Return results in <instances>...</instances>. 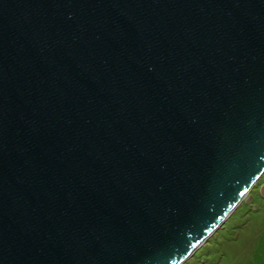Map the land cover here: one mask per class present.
<instances>
[{
	"label": "water",
	"instance_id": "water-1",
	"mask_svg": "<svg viewBox=\"0 0 264 264\" xmlns=\"http://www.w3.org/2000/svg\"><path fill=\"white\" fill-rule=\"evenodd\" d=\"M263 174L264 0H0V264H182Z\"/></svg>",
	"mask_w": 264,
	"mask_h": 264
},
{
	"label": "rangeland",
	"instance_id": "rangeland-1",
	"mask_svg": "<svg viewBox=\"0 0 264 264\" xmlns=\"http://www.w3.org/2000/svg\"><path fill=\"white\" fill-rule=\"evenodd\" d=\"M262 187L264 190V176L239 204L226 227L214 233L184 264H248L264 224ZM254 205L262 209L260 213L253 211Z\"/></svg>",
	"mask_w": 264,
	"mask_h": 264
},
{
	"label": "trees",
	"instance_id": "trees-1",
	"mask_svg": "<svg viewBox=\"0 0 264 264\" xmlns=\"http://www.w3.org/2000/svg\"><path fill=\"white\" fill-rule=\"evenodd\" d=\"M260 201H262V203H263L264 199L262 198V199H260ZM261 210L259 209V207L256 209L255 206H253V211L260 213ZM226 224L224 227H222V229L226 227ZM252 254H253V259L250 260L248 262V264H264V224H263L262 230H261V232L257 238L255 248H254ZM222 259H223V257H222Z\"/></svg>",
	"mask_w": 264,
	"mask_h": 264
}]
</instances>
